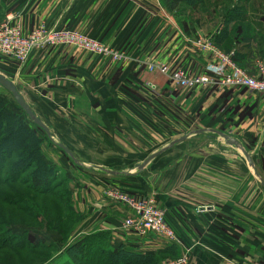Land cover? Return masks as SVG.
Segmentation results:
<instances>
[{
    "label": "crops",
    "instance_id": "0c3cea01",
    "mask_svg": "<svg viewBox=\"0 0 264 264\" xmlns=\"http://www.w3.org/2000/svg\"><path fill=\"white\" fill-rule=\"evenodd\" d=\"M1 1L2 20L18 15L23 33L40 23L51 29H74L127 54L126 60L112 62L73 46L57 45L33 49L23 64L1 57L4 75L15 83L50 132L51 127L55 129L60 143L74 157L76 153L90 157L94 152L133 150L132 138L124 133L134 128L148 132L143 127L162 122L160 109H169L175 115L174 108L186 100L195 111L213 98L203 93L211 89L202 88L181 97L169 80L147 71L145 62L152 57L195 74L202 72L209 59L196 44L208 37L205 29L198 25L188 32L160 0ZM134 118L141 121V127L134 125ZM205 148L188 159L173 161V167L167 168L166 159L171 155L163 160L158 155L160 170L155 176L159 178L157 182L143 180L139 193L157 192L168 224L188 251L187 264H264V226L246 229L237 226V220L236 226H226V216H234L226 208L236 209L226 199V144L210 142ZM90 165L107 167L105 163ZM241 165L244 172L248 168L253 173L245 158ZM91 198L96 200L95 193ZM102 207L97 229L115 232L131 213L109 200ZM129 232H115L110 244L147 254L165 244L143 237L136 242Z\"/></svg>",
    "mask_w": 264,
    "mask_h": 264
},
{
    "label": "rangeland",
    "instance_id": "374dc122",
    "mask_svg": "<svg viewBox=\"0 0 264 264\" xmlns=\"http://www.w3.org/2000/svg\"><path fill=\"white\" fill-rule=\"evenodd\" d=\"M253 1L250 0L251 3ZM260 2L263 3V7H256L254 9L255 13L252 14V16H255L254 18L258 15L257 20L264 18V10H261V8H264V0H260ZM248 13L251 12L249 11ZM261 28V32L264 33L262 25ZM0 73L4 74L2 65H0ZM168 82L171 83L172 86L170 83L169 85L175 88L181 97L186 96L191 91L177 87L170 80ZM205 92L206 95L213 98L204 104H200L195 111H193L194 107H190L189 102L185 100L181 106L179 105L174 108L175 115H172L169 109H166L164 112L160 109L159 114L162 111L161 114L163 115L160 114L162 116V122H150L151 124L147 128L143 127L148 132L142 128H134L124 133L126 134V138H132L134 142L133 150L103 151L98 155V152H94L95 155L90 157H84L76 153L75 157L84 161L85 164L105 163L107 164L105 168L134 172L136 170L134 166L136 163L142 161L151 152L167 144L169 141L187 134L194 129L216 128L234 137H238L245 150L251 154L260 176L264 179V93L248 95L243 89H211L203 91V93ZM0 96L5 99L9 109L20 112L11 95L1 87ZM133 121L135 122L134 125L141 127L140 120L134 118ZM51 129L53 138L60 142V136L55 134V129L52 127ZM37 132L41 138L40 148L43 154L53 162L55 169H57L53 177L54 182H57L52 187L58 183L60 185L57 186L58 189L55 190L56 192L61 195H63L65 190L70 192V194L68 193V198L72 209L79 213V220L70 225L68 227L69 229L65 227L63 218L58 221L55 220V215H63L60 213L64 211V205L62 206L63 208L61 206L58 208L53 205L54 198H52V194L49 195L52 191L45 196L36 197L35 200L40 211L35 220L32 216L30 218L24 213L15 212V210L12 212L11 210L13 209L10 205L0 204V212L5 214L4 219L8 226H10L9 229L12 233L31 230L37 236L52 244L53 249L49 251L52 256L42 264H64V254H66V249L70 243L94 231L109 232L111 234L110 241L115 237V232H124L127 229L130 231V234H134L136 242H141L140 238L142 237L149 238L155 243L165 241L157 234L149 233L147 236H139L133 229L123 227V221L133 215L132 213L126 215L121 221L120 228L123 230L116 229L117 231L115 230L114 232L112 229H97L95 227L98 226L96 221L102 215L100 213L101 210H104L102 207L103 204L107 200L110 201V194L113 193L126 194L134 198L151 197L154 199L156 205L162 209L156 191L154 193H139L143 180L152 179L154 182H157L159 176L155 175L160 170V167H158L159 159L156 157V159H152L153 161L149 163L148 169L138 172L133 177L112 176L97 168L75 164L60 148L51 144L49 140L43 139L44 134L41 130L38 129ZM144 133H147V135L143 138ZM209 134L190 135V138L178 143L182 145H174L176 147L164 151L159 155V158L163 160L166 155H171L169 159H166L168 163L166 168L173 167V161H179L181 158L188 159V156H194L198 151H205V145L208 143L223 142L220 137L216 136H212L211 138L213 139H208L207 136ZM173 154L175 155L173 156ZM172 157H175V160H172ZM242 162H244L242 153L238 149L226 144V199L228 200L227 203L231 204V207H236V209L226 208V210L234 215L226 216V226H236L234 220H237V226H244L246 229L249 228L248 226H264V187L260 185L254 174L248 168L244 172L241 165ZM176 163L179 164V162ZM27 180L24 182H28ZM20 186H26V183H22ZM0 189L3 190L4 187L0 186ZM29 192L34 194L31 190ZM94 193L97 198L92 201L91 197ZM233 200L236 204H232ZM67 202L69 204V201ZM52 214L55 215L52 216ZM171 227L176 236H178L173 226ZM173 244L177 248L178 256L166 257L161 261V264H167V262L184 255L187 256L188 262L187 249L182 243ZM22 256L23 258L29 257L25 251L24 253L22 252Z\"/></svg>",
    "mask_w": 264,
    "mask_h": 264
},
{
    "label": "trees",
    "instance_id": "16d2710c",
    "mask_svg": "<svg viewBox=\"0 0 264 264\" xmlns=\"http://www.w3.org/2000/svg\"><path fill=\"white\" fill-rule=\"evenodd\" d=\"M160 2L188 32L192 33L195 26L201 25L206 36L217 47L225 52L233 50V60L246 71L252 72L256 57H264V33L261 32V25L264 31V18L257 20L258 15L256 18L252 16L256 7H263L260 0L252 3L250 0ZM3 17L4 5L0 0V22ZM18 108L20 112L9 109L5 99L0 96V186L4 187L0 189V204L10 205L12 212L24 213L35 220L40 211L36 197L52 191L49 195L52 194L54 198L53 205L58 208L64 205V211L60 213L63 215L52 216L55 215L56 221L63 218L68 228L79 220V213L72 209L68 198L70 192L65 190L63 195L56 192L60 185L58 183L52 187L57 182L53 180L57 169L40 148L41 138L37 130H43ZM43 134V139L55 145L45 132ZM26 179L28 182H24ZM22 183H26V186H20ZM4 215L0 212V264H42L52 256L49 252L53 249L50 242L31 230L12 233ZM109 238L111 234L107 231H94L79 237L67 247L64 264H161L166 257L178 256L176 246L166 241L163 247L155 250L156 253L147 254L123 245L112 247ZM24 251L28 258H23Z\"/></svg>",
    "mask_w": 264,
    "mask_h": 264
},
{
    "label": "built area",
    "instance_id": "2783aa9c",
    "mask_svg": "<svg viewBox=\"0 0 264 264\" xmlns=\"http://www.w3.org/2000/svg\"><path fill=\"white\" fill-rule=\"evenodd\" d=\"M197 47L207 54L208 63L202 72L190 73L174 68L159 57L145 62L150 74L169 79L179 88L243 89L248 94L264 93V57H256L252 72L246 71L233 60V50L225 52L209 37L197 40ZM69 45L95 55L104 56L112 62L124 61L127 54L91 38L74 29H51L40 23L28 33H23L18 15L6 16L0 22V56L23 64L31 51L41 46ZM110 201L125 206L133 215L123 221V227L131 228L139 236L157 234L166 242L181 243L172 227L167 223L164 211L153 198H134L126 194H110ZM187 256H181L167 264H186Z\"/></svg>",
    "mask_w": 264,
    "mask_h": 264
},
{
    "label": "water",
    "instance_id": "95a60500",
    "mask_svg": "<svg viewBox=\"0 0 264 264\" xmlns=\"http://www.w3.org/2000/svg\"><path fill=\"white\" fill-rule=\"evenodd\" d=\"M0 87L5 90L6 92H8L11 97L14 99V101L16 102V104L25 112V114L27 115L28 119L34 123L35 125H37L39 128H41L43 130V132H45L46 136L51 140V142H53L57 147H59L60 149H62L70 158L71 160L77 164V165H83L86 167H92V168H97L99 170H101L102 172H105L109 175H132L138 171H141L152 159H154L155 157H157L158 155H160L161 153H163L164 151L172 148L174 145L185 141L190 135H197V134H204V133H210L209 136H216V137H220L223 142L229 146H232L236 149H238L242 155L244 156L245 160L247 161L248 165L252 168L253 173L255 174V176L258 178L260 184L264 187V180L260 177L259 173L257 172L255 166H254V162L252 160L251 154L245 150V148L243 147V145L241 144V142L234 136L225 133L221 130H218L216 128H198V129H194L192 131H190L187 134H184L182 136H179L171 141H169L167 144L161 146L160 148H158L157 150L151 152L142 162L137 163L135 166V171H118V170H114V169H109V168H105L102 166H94V165H88L85 164L83 162H81L80 160H78L77 158L74 157V155L69 151V149L64 146L62 143L56 141L53 138L52 133L50 132L49 128L42 122V120L34 113V111L32 110V108L30 107V105L25 101V99L23 98V96L20 94V92L17 90L15 83L8 79L4 74L0 73Z\"/></svg>",
    "mask_w": 264,
    "mask_h": 264
}]
</instances>
